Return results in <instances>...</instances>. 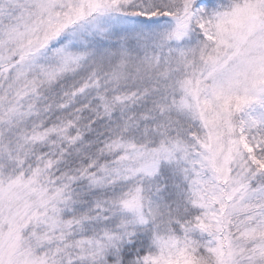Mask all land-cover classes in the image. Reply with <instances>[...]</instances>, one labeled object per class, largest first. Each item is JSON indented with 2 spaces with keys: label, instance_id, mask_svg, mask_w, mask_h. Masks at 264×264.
<instances>
[{
  "label": "snow or ice",
  "instance_id": "6c2138e0",
  "mask_svg": "<svg viewBox=\"0 0 264 264\" xmlns=\"http://www.w3.org/2000/svg\"><path fill=\"white\" fill-rule=\"evenodd\" d=\"M0 264H264V0H0Z\"/></svg>",
  "mask_w": 264,
  "mask_h": 264
}]
</instances>
